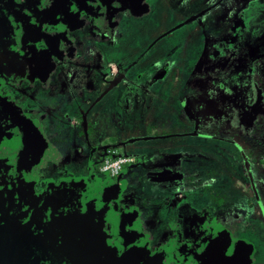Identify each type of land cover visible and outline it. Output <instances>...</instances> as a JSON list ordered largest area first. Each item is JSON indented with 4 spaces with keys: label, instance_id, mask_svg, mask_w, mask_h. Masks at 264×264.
Returning <instances> with one entry per match:
<instances>
[{
    "label": "flooded vegetation",
    "instance_id": "1",
    "mask_svg": "<svg viewBox=\"0 0 264 264\" xmlns=\"http://www.w3.org/2000/svg\"><path fill=\"white\" fill-rule=\"evenodd\" d=\"M17 1L4 5L8 22L0 34V264H203L190 252L199 241L190 200L204 199L201 192L210 190L197 184L203 179L198 171L188 172L187 159L155 150L159 140L175 138L172 144L233 157L232 166L247 162L264 193V171L251 162L252 151L239 152L236 143L253 122L264 121V0H162L177 22L160 27L129 65L114 60L121 28L132 17L144 24L149 17L153 25L150 17L162 15L167 24L168 11L159 12L156 0ZM189 27L201 35L202 50L199 56L191 35L184 43V38L173 42L182 62H196V69L183 75L175 67L177 58L169 57L173 45L162 51L160 43ZM192 43L193 53L184 54ZM154 47L158 56L148 61ZM104 49L110 55L106 65L95 64L93 52ZM115 68L116 75L108 77ZM95 81L101 82L96 96L80 99L73 108L84 85L93 90ZM132 83L150 90L149 98L157 91L160 102L174 98L172 114L163 117L158 109L149 116L143 111L142 117ZM116 95H127L117 129L134 134L109 141L97 137V126L104 121L102 111L110 110L105 103ZM132 105L135 114L129 118ZM129 146L143 154L123 151ZM112 153L132 158L115 177L100 169ZM141 156L154 158L143 175L161 184L163 203L131 193L134 180L127 168L142 165ZM177 162L186 174L170 170Z\"/></svg>",
    "mask_w": 264,
    "mask_h": 264
},
{
    "label": "rangeland",
    "instance_id": "2",
    "mask_svg": "<svg viewBox=\"0 0 264 264\" xmlns=\"http://www.w3.org/2000/svg\"><path fill=\"white\" fill-rule=\"evenodd\" d=\"M157 5H161L159 8L161 10L159 12H167V24L162 23V15L158 16H152L150 19L154 20L153 25H149V17L146 19V22L144 24L145 20L140 19H134L133 17L130 18V21L127 22L123 27L121 28L119 35V41H120V48L118 49L117 53L114 52L116 55L114 57V60L119 58V62L122 65H129L133 63L135 60L136 52L137 51H143L145 48L148 47L150 40H154L157 38V31L160 30V27L167 26L170 24H174L177 21L174 17H172L171 7L169 6V10L165 9L167 8V5L165 3H162V0H156ZM158 12V13H159ZM170 12V13H169ZM181 15H183L181 13ZM165 20V19H164ZM186 32L183 31L182 33H178V36H170L167 39H164L161 41V45H164L163 50H166L168 48L173 47L175 49V52L169 55V57L177 58V62L175 63V67L181 68V73L183 75L185 74L186 70H195L196 69V62H182L183 58H181L180 50L176 49L175 43H173L176 39L184 38V42L188 39L189 35L193 36L197 39L196 47L199 51V56L201 53L200 48V40L202 38L199 33H197V37L195 34H193V30L196 28L189 27ZM198 30V29H197ZM185 35L182 36V35ZM188 35V36H187ZM190 38V39H194ZM182 43V44H183ZM194 44H189L186 49H184V54L189 51L192 52ZM155 48V47H154ZM156 48L154 51H150L148 53L147 60L150 61L156 59L158 56L156 54ZM195 51V50H193ZM170 50L167 51L168 54ZM193 53V52H192ZM110 55L106 52L104 49L103 52L94 51L93 52V58L96 61L95 64H101L102 66L106 65L107 59H109ZM116 62V61H115ZM148 62L142 65L144 67ZM170 64V62H169ZM141 67V66H139ZM111 69V68H110ZM109 69V71H110ZM139 70V68H137ZM108 71V77L112 78L116 75L117 69H112L110 72ZM87 83H91V80H88ZM101 82L95 81L92 83L93 90L90 88V85H84V88L81 92V94H77L76 99L73 101L72 105L73 108L80 102V99L83 98H94L96 96V87ZM167 83V82H166ZM170 83V81H168ZM126 84V83H124ZM132 86L136 89L132 93L134 94V99H138L140 102V113L143 117L144 115L142 112H145V115H148L151 112H156L158 109H161L163 112V117L170 116L172 114V107L170 106V103H175L174 98H171L172 101H167V99H162L163 101L160 102L161 97L157 94V91L153 92V95L149 98L146 93V89L143 86H140L137 83H132ZM127 86V84L125 85ZM147 86V85H146ZM86 88V90H85ZM100 89H98L99 91ZM131 93V92H130ZM127 95H124L123 97H117V95L111 98L109 97L108 101L105 104L107 107H109V111L105 110L102 111L103 115V122L100 126H97V137L102 139H109L111 141L112 138H116L118 134H122V138L127 137V135L130 137L132 134H134L133 131H124L117 129L118 127V119L117 113L119 114L120 108L122 105L125 104L124 98ZM172 96V95H171ZM114 99V103L117 104L116 110L115 108H112V102L111 99ZM165 98V96H164ZM60 102H63L64 100L61 98H58ZM105 98L101 100L104 101ZM113 101V100H112ZM58 102V101H57ZM83 105V104H82ZM120 106V108H119ZM85 108L84 106H82ZM133 105L130 108V112L126 113L129 114V118L135 114L134 111H132ZM113 111H112V110ZM160 113V110L157 112ZM139 114V113H138ZM166 114V115H165ZM120 115V114H119ZM242 115V114H239ZM135 117V116H134ZM134 117L132 119H134ZM177 117V116H175ZM175 117L172 115V120L175 122ZM245 117V114H244ZM139 118V117H137ZM244 118H242L243 120ZM121 123L124 124L127 122L126 117L121 116ZM130 120V119H128ZM135 125H137L139 128L141 127L140 124L142 123L140 120H133ZM136 121V122H135ZM250 123V121H249ZM254 125V126H253ZM250 126V125H248ZM253 127H250L249 130H243V138L239 139L237 138L236 143L238 144V150L239 152L251 150L253 153V160L251 162L255 164V167L258 168L260 171H264V121L258 119L256 122H253ZM139 128L136 130L138 133H143L142 131H139ZM177 130H181L183 128L178 127ZM141 130V129H140ZM175 129H170V131H174ZM125 134V135H124ZM247 135H250L248 137H245ZM197 140V139H196ZM185 141V140H184ZM192 139L189 140V142L192 143ZM197 144H201L199 140H197ZM175 143V142H174ZM173 144V147L169 148L166 146H156L157 149L155 151L162 150V148L165 151H168L169 154H173L177 151L180 153L177 159H187L190 163L188 172H194L198 171L200 173V176L203 178L200 180L197 184L202 182L209 189L210 191L205 192V189L201 192L202 198H195L193 200H190L191 205L196 208L195 212H192V228L194 229L195 233L199 236L198 242H196L193 246H190V252L196 256L198 259V263L203 264H264V193L263 189L258 184L257 178L251 179V176L249 175V164L247 162H243L242 164L236 163L234 164L233 157L228 158H222L220 155H216L213 157L212 154L208 152H202V146L199 148H193L190 149L188 147H184L183 144L175 146ZM202 145V144H201ZM255 146L258 148L256 150ZM142 147H145V145H142ZM215 148V147H214ZM123 149V148H122ZM199 149V150H198ZM216 149V148H215ZM147 150V149H146ZM122 151V150H121ZM123 151H127L128 153H136L138 155L143 154L142 149L136 148L133 146H129L126 149H123ZM218 151V149H217ZM250 151V152H251ZM146 155H148L146 153ZM250 156V155H249ZM242 157V156H241ZM145 159L144 163L141 165L143 168L139 167L137 163L135 165L129 166L127 168V173L130 178H133V188L130 189L131 193L133 194L135 192L134 197L136 196H143L145 199H148V201L156 202L159 200L160 203H163V194H165L164 190L161 189V184L152 183L148 181L147 175H143L145 172V169L147 167L148 163H154V158L143 157ZM251 158V157H250ZM142 160V156H141ZM140 160V161H141ZM181 163V162H180ZM179 163V164H180ZM240 164V165H239ZM126 166V165H125ZM236 167H240V171L236 169ZM170 170H173L176 172V170L184 171L183 169L179 168V165H171L170 164ZM236 172H233V171ZM141 172V173H140ZM254 172V170L252 171ZM251 172V173H252ZM255 173V172H254ZM258 173V172H257ZM186 174V172H185ZM240 175V176H239ZM130 178V179H131ZM214 178V180L212 179ZM242 178V180H241ZM185 180V179H184ZM259 181V180H258ZM188 182H195L192 181V179H189ZM242 182V183H240ZM243 190L241 184H243ZM223 184V186H221ZM184 184L176 183V186L178 190L183 186ZM221 186V187H220ZM201 188V187H200ZM221 190H218V189ZM202 189V188H201ZM201 189L197 190V192H200ZM245 192V194H244ZM224 198V199H223ZM246 205H244L245 203ZM218 203L220 206H218ZM237 204H240L238 206ZM161 204L158 205V207ZM199 209V210H197ZM203 209V210H202ZM247 209V211L245 210ZM252 209V210H250ZM250 212V213H249ZM249 213V214H248ZM239 216V217H237ZM213 219H216L219 222L212 221ZM160 230L156 229L157 237L159 236ZM199 249V250H198ZM186 252H188V249H185ZM252 251V255L249 254V252ZM261 251L262 253L257 254L256 252ZM246 256L250 257H245ZM252 256V257H251ZM251 258V259H250Z\"/></svg>",
    "mask_w": 264,
    "mask_h": 264
},
{
    "label": "built area",
    "instance_id": "3",
    "mask_svg": "<svg viewBox=\"0 0 264 264\" xmlns=\"http://www.w3.org/2000/svg\"><path fill=\"white\" fill-rule=\"evenodd\" d=\"M132 162V158L124 155H114V153L107 156L101 165V171L111 177L117 176L125 165Z\"/></svg>",
    "mask_w": 264,
    "mask_h": 264
},
{
    "label": "water",
    "instance_id": "4",
    "mask_svg": "<svg viewBox=\"0 0 264 264\" xmlns=\"http://www.w3.org/2000/svg\"><path fill=\"white\" fill-rule=\"evenodd\" d=\"M18 3H21L20 1H17V0H5L4 2H0V34L3 30V33H4V30L6 31L5 27H6V22H8V19L6 17H8V15L6 14L5 10L3 9L4 5L7 4L10 5L12 4L13 6L18 4ZM31 3V1H30ZM8 14H10L11 12L8 10L7 11ZM131 143V142H129ZM181 166L183 167L182 163H181ZM1 249V247H0ZM14 258V256H13Z\"/></svg>",
    "mask_w": 264,
    "mask_h": 264
},
{
    "label": "crops",
    "instance_id": "5",
    "mask_svg": "<svg viewBox=\"0 0 264 264\" xmlns=\"http://www.w3.org/2000/svg\"><path fill=\"white\" fill-rule=\"evenodd\" d=\"M173 139H175V138H171V139H169V140H165V141H162V140H159V141H161V142H159V143H157V145L159 146V145H162V146H166V147H169V148H171V147H173V144H172V141H174ZM169 142L171 143V144H169ZM178 145H180V144H175L174 145V147L175 146H178ZM179 152V151H178ZM178 152H175L176 154H175V156L173 155V154H169L168 153V151H167V153H165V156L166 155H172L171 157V159H177L178 158V156L180 155V153H178ZM143 156V155H142ZM165 158V157H164ZM143 159V158H142ZM148 159L149 158H147V162H148ZM158 160V159H157ZM179 160H181V159H179ZM180 162H177V165H180L181 166V163L179 164ZM139 167H141V164H137ZM182 167V166H181Z\"/></svg>",
    "mask_w": 264,
    "mask_h": 264
}]
</instances>
